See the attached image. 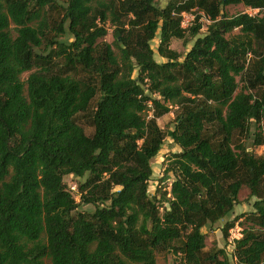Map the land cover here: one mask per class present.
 I'll list each match as a JSON object with an SVG mask.
<instances>
[{
  "label": "trees",
  "instance_id": "16d2710c",
  "mask_svg": "<svg viewBox=\"0 0 264 264\" xmlns=\"http://www.w3.org/2000/svg\"><path fill=\"white\" fill-rule=\"evenodd\" d=\"M240 3L259 11H223ZM110 26L114 41L100 40ZM159 31L162 61L151 44ZM191 37L183 58L170 47ZM174 106L168 135L181 150L167 158L171 190L158 197L157 119ZM88 112L90 134L79 122ZM263 119L264 0H0V264H157L160 251L230 264L205 255L203 228L232 215L244 186L253 210L227 220L224 237L247 215L235 257L264 264V155L233 144L238 134L263 144L253 129Z\"/></svg>",
  "mask_w": 264,
  "mask_h": 264
},
{
  "label": "rangeland",
  "instance_id": "374dc122",
  "mask_svg": "<svg viewBox=\"0 0 264 264\" xmlns=\"http://www.w3.org/2000/svg\"><path fill=\"white\" fill-rule=\"evenodd\" d=\"M172 1V0H156L157 4L160 6L164 7L167 6V4ZM178 1H183V0H178ZM198 9L195 7L189 12H184L183 13V20H182V26L184 28H187L191 26L194 23V13ZM247 10H250L248 6H245L244 4H236V5H229L223 8V11L228 14V15H234L240 12H246ZM199 11V10H198ZM50 13V16L53 18L59 19V14L61 12V9L59 7H54L53 10H48ZM201 14H203V11H200ZM256 14V13H253ZM202 28L200 29L199 35H203L207 31V26L210 22V20L207 18H203L202 20ZM240 32L239 28H236L233 31V34H236ZM160 31L158 32L156 38H154L151 41L152 47L155 52V59L157 61H162L164 60L163 57L160 56L158 52V46L160 43ZM187 35H188V30H187ZM189 38V37H188ZM100 40H106L108 42H113L114 41V36H113V29L110 26L108 28V33L107 35L100 39ZM195 38H190V39H183V38H172L170 42V47L177 50L182 54V58L184 55L187 53V51L191 48L192 44L194 43ZM248 61L250 59H256L254 53H248ZM181 58V59H182ZM251 61V60H250ZM253 60L250 62L252 63ZM28 76V72L24 73L22 75V78L25 80ZM237 80L239 81V89L243 88L245 85V79L246 75L243 74V76H237ZM246 86V85H245ZM98 97L93 101L92 107H94ZM180 110L178 109L177 106H174L171 108V111L164 114L163 116L159 117L157 119L159 125L161 128L166 132V137L163 142V145L159 151V153L152 159V167H153V175L151 177V180L149 181V192L151 195L157 194L158 197H160L163 192H170L171 190V182L172 178H167L164 179V169L166 167V161L167 158H169L170 155L174 152H178L181 150L180 146L173 141V139L168 135V131L174 128L175 122H176V117ZM92 116L91 114L85 113L79 118L80 124H82L88 134H90L93 131V126L91 122ZM253 129L257 131H262L264 135V119L262 120L261 127H256L253 126ZM246 134H238L235 135L233 144L238 143L239 141H244L248 146L249 149H253L254 153L257 156L264 155V143L258 146H252L251 142L252 140H245ZM64 180L68 186L73 188L75 184H78L79 178L74 176V175H66L64 177ZM251 190L249 189L248 186H244L239 193V203L236 204L234 212L229 218H223L220 221L214 223L211 226H206L203 228V232L205 233L206 236V247L204 248L205 255H208L212 252H216L218 257L220 258H227L230 261V264H238L237 259L235 257V245L233 239L235 238H240L242 236L243 229L246 228L247 226H251L252 222L247 219V215H242L239 219L235 221L234 226L229 230V236L228 238L224 237V232H223V227L227 220H234V218L237 215L240 214H247L253 210V202L256 199L255 196H250ZM170 194H168V197ZM161 212L163 211V206L165 205H160ZM81 210H93L94 207L92 205L88 204H82L79 207ZM48 264L49 261L47 260ZM157 264H182V259L180 255H175L170 251H160L157 253Z\"/></svg>",
  "mask_w": 264,
  "mask_h": 264
},
{
  "label": "built area",
  "instance_id": "2783aa9c",
  "mask_svg": "<svg viewBox=\"0 0 264 264\" xmlns=\"http://www.w3.org/2000/svg\"><path fill=\"white\" fill-rule=\"evenodd\" d=\"M250 10H247L246 12L249 13L250 15H255L253 13H257L259 9L251 8L249 7Z\"/></svg>",
  "mask_w": 264,
  "mask_h": 264
}]
</instances>
